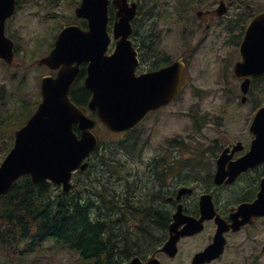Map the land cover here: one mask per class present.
<instances>
[{"label": "flooded vegetation", "instance_id": "flooded-vegetation-1", "mask_svg": "<svg viewBox=\"0 0 264 264\" xmlns=\"http://www.w3.org/2000/svg\"><path fill=\"white\" fill-rule=\"evenodd\" d=\"M73 1L76 4L75 17L59 28L47 54L54 48L57 36L65 26L77 24L84 30L88 29V21L76 15V8L82 0ZM42 3L48 5L43 0H16L14 13L5 21V32L15 43V53L12 62L0 57V67L6 73H13L11 85L0 83V111L5 112L0 118V152L4 154L0 156V164L14 147L17 130L27 123L39 105L19 127L14 110L11 111L7 106L17 99L15 77L17 65H20L17 61L19 46L13 24L18 14L28 12L33 6H38L33 15L42 16ZM138 3L141 14L138 17L137 33L131 36L138 58L136 75L158 72L176 62L183 69L178 96L161 108L149 112L146 118L175 103L192 76V66L200 58L206 59L203 63L207 72L212 70L214 73L215 70L217 74L237 79L242 104L252 100L257 87L260 94H264V73L249 77H238L235 74L236 66L245 61L244 52L248 51L247 31L256 15L264 10V4L259 5L258 0H174L170 5L171 18L167 19L172 22L169 26L170 39L176 41V45L171 47L164 42L165 31L158 29L154 21L159 18H152L156 12L161 16L163 13L157 10L151 14L149 12L150 8L158 7L159 4L153 3L143 9L141 1L138 0ZM112 43L115 46V42ZM260 46L254 44L250 50L255 52ZM112 51L110 49L108 54ZM40 59L36 61V67L47 71L41 75V83L44 76H55L57 70L39 64ZM87 67V62L81 64L71 97L88 116L95 117L96 113L88 109L92 91L85 85ZM247 78L250 79V86L246 100L243 101L245 93L242 84ZM190 118L196 128L206 126L210 120L208 115H204L199 123L194 113ZM250 125L248 122L247 130L232 137L226 136L219 129H212L207 130L201 140L194 137L190 142L185 141L186 144L181 140L179 144L169 141L170 145L156 147L154 151H146L144 147L138 150L142 169L139 174L144 184L135 179L133 182L137 181L138 187L131 188L127 183L136 175L127 170L125 174L123 172L126 178L122 179L120 186L125 191H131V194L125 196L139 200L138 207H142L134 210V207L126 206L128 216L124 219V228L127 238L141 240L143 252L139 257L143 264L151 259L158 260L160 264H264V214H253L249 208L263 190L264 160L244 170L232 171V167L238 169V161L252 148L255 134ZM74 131L80 137L78 125L74 126ZM196 132L202 133L201 129H196ZM127 160L130 161L129 153ZM110 180L109 189L119 190ZM146 211L156 215L164 214V224L144 226L143 214ZM177 214L178 224L172 230ZM169 242L170 250H164Z\"/></svg>", "mask_w": 264, "mask_h": 264}, {"label": "water", "instance_id": "water-1", "mask_svg": "<svg viewBox=\"0 0 264 264\" xmlns=\"http://www.w3.org/2000/svg\"><path fill=\"white\" fill-rule=\"evenodd\" d=\"M110 3L116 7L113 26L116 46L112 54H107L112 41L108 31ZM15 7L16 0H0V57L8 62L14 59L15 43L6 35L5 21ZM137 12V1L129 0H82L76 8L77 16L87 19L88 29L77 24L66 26L51 53L39 61L57 69V76L43 77V101L27 124L17 130L15 145L0 165V196L23 175H30L34 183L51 180L68 193L74 188V172L88 167L87 159L99 146L93 131L96 119L87 116L70 96L83 62L88 63L85 85L92 91L88 107L112 131L133 128L151 110L177 96L183 70L178 62L144 76L135 73L138 58L130 36ZM246 40L245 61L236 66L235 74L261 75L264 73V11L251 22ZM254 44H261L255 52L250 50ZM249 86L247 78L242 84L245 93ZM74 125H78L80 137ZM251 130L255 134L252 148L238 161V169L232 167L233 172L264 160V106L256 113ZM249 208L253 214H264V182L260 197ZM178 217L177 214L172 230L177 227ZM170 248L169 242L164 250ZM130 264L143 263L136 257ZM145 264L160 262L151 259Z\"/></svg>", "mask_w": 264, "mask_h": 264}, {"label": "rangeland", "instance_id": "rangeland-1", "mask_svg": "<svg viewBox=\"0 0 264 264\" xmlns=\"http://www.w3.org/2000/svg\"><path fill=\"white\" fill-rule=\"evenodd\" d=\"M47 1L48 5L40 8L41 15H33L38 6H33L28 12L22 11L18 14L14 24L13 30L16 33V42L19 46L17 53V75L15 77L16 96L17 99L9 105V109L16 114V120L21 124L27 116L33 112L41 101L40 81L41 75L45 74L42 67H36L35 64L38 59L45 56L50 50L57 31L62 26L66 25L72 18L75 17V1L73 0H43ZM142 3L143 9H147L156 0H139ZM164 0H159L158 6L161 3L166 4L168 9L162 10L163 15L156 12L155 17L159 18L154 21L157 22L158 29L165 31L166 37L164 42L173 47L176 45L175 40L170 39L169 26L172 22L167 21L171 18V4L174 0H169L164 3ZM259 5L264 4V0H258ZM48 14V17L46 15ZM139 17V16H138ZM113 44V43H112ZM111 44L113 49L114 44ZM205 58H200L192 66V76L188 79L184 90L175 101V103L164 108L157 114H153L147 118L136 129L128 133H120L111 135L101 124L96 128V133L101 138L104 144L110 143L117 138L131 139L136 142L138 147L130 161L127 160L125 150L115 154L116 159H120L124 174L127 170L134 172L133 175H138L142 183L144 180L139 172L142 171L139 164L138 150L142 147L146 151H154L156 147L170 145L169 141L179 139L182 143L190 142L198 138L201 140L205 132L212 129H219L226 136L237 135L242 130L248 129L249 124L257 110L258 106L264 105V94H260L259 88L254 89L252 100L247 104L241 102L240 83L233 76L217 74L214 70L207 72L206 66L203 63ZM2 66V65H1ZM3 67V66H2ZM4 68V67H3ZM6 69V68H5ZM25 70V72H24ZM8 71V70H7ZM44 72V73H43ZM15 73V72H14ZM25 75V76H24ZM13 73H6L0 67V83L12 84L11 78ZM231 77V78H230ZM13 113V114H14ZM194 113L198 117L199 123L202 122L204 115H208L210 120L208 124L203 127H195L191 121V114ZM5 112L0 111V118L4 116ZM14 121V119H12ZM213 122V124H211ZM101 126V127H100ZM196 129H201V134L196 132ZM3 151L0 156H3ZM122 165V166H121ZM96 167L92 166L90 173L95 174ZM117 173V172H115ZM105 180L111 183L119 182L118 173L113 176H106ZM86 176V174H79L75 176L74 183L78 184L79 177ZM138 177H131L129 182H133ZM117 181V182H116ZM125 181V180H124ZM118 188L124 195L125 189L119 185ZM86 197L87 194H84ZM53 238L47 239L40 247L27 248L24 245L25 256L16 264H79L77 258L78 253L64 249L61 244H54ZM6 257H0V264H11Z\"/></svg>", "mask_w": 264, "mask_h": 264}, {"label": "trees", "instance_id": "trees-1", "mask_svg": "<svg viewBox=\"0 0 264 264\" xmlns=\"http://www.w3.org/2000/svg\"><path fill=\"white\" fill-rule=\"evenodd\" d=\"M166 6L161 3L149 12L168 9ZM114 13L111 5V22ZM137 23L138 16L133 23L134 34ZM179 142V139L172 140V144ZM101 144L90 167L79 173L86 176L79 177L70 193H64L52 182L34 183L30 176H24L0 197V257L16 264L25 256L24 245L40 247L49 238L55 240V246L61 244L64 249L78 253L79 264H129L131 258L142 255L141 240L127 238L124 228V219L128 216L126 206L142 209L138 207L139 200L125 196L131 194L129 190L124 195L121 190H110L109 183L103 180L105 174L110 177L118 173V180L126 178L119 165L122 162L115 154L122 150L131 152L130 148L137 143L117 138ZM92 166L96 167L95 174L90 173ZM135 177L142 182L138 175ZM127 184L131 188L138 187L137 181ZM119 185L115 183L116 187ZM143 219L144 226L163 225L166 217L146 211Z\"/></svg>", "mask_w": 264, "mask_h": 264}]
</instances>
